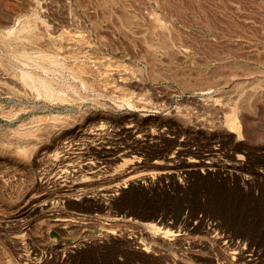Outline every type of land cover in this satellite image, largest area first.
I'll return each mask as SVG.
<instances>
[{
	"label": "rangeland",
	"instance_id": "374dc122",
	"mask_svg": "<svg viewBox=\"0 0 264 264\" xmlns=\"http://www.w3.org/2000/svg\"><path fill=\"white\" fill-rule=\"evenodd\" d=\"M0 264H264V0H0Z\"/></svg>",
	"mask_w": 264,
	"mask_h": 264
},
{
	"label": "bare ground",
	"instance_id": "6f19581e",
	"mask_svg": "<svg viewBox=\"0 0 264 264\" xmlns=\"http://www.w3.org/2000/svg\"><path fill=\"white\" fill-rule=\"evenodd\" d=\"M25 27V26H24ZM23 28V27H22ZM20 29H18V31H19ZM17 31V34L19 33ZM22 31V30H21ZM16 32V31H15ZM14 35V34H13ZM12 34H11V36H13ZM16 35V34H15ZM14 35V36H15ZM14 38H16V37H14ZM12 40V39H11ZM45 59V58H44ZM19 75H21V77L20 78H22L23 79V81H30L32 84H34L39 90H46L47 89V83L44 81V80H34L33 78H32V76L31 75H29L27 72H22V73H20ZM38 79V78H37ZM27 82V83H28ZM49 89V88H48ZM148 226H150V227H152L153 229L155 228L154 227V225H152V224H148Z\"/></svg>",
	"mask_w": 264,
	"mask_h": 264
}]
</instances>
